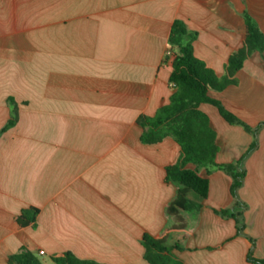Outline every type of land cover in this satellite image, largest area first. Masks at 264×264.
<instances>
[{"label":"crops","instance_id":"1","mask_svg":"<svg viewBox=\"0 0 264 264\" xmlns=\"http://www.w3.org/2000/svg\"><path fill=\"white\" fill-rule=\"evenodd\" d=\"M264 35V0H0V264L22 249L43 264L65 252L102 264H149L143 233L171 224L165 207L175 185L165 167L180 148L165 137L140 140L139 115H154L173 89L167 38L174 19L197 32L194 56L219 76L241 47L244 15ZM236 82L209 95L250 126L264 121V51L246 58ZM217 133V163L238 159L252 137L202 103ZM244 161L237 195L244 235L214 209L230 207V177L218 169L198 213L185 214V264H252L264 259V126ZM188 167H193L189 164ZM38 213L21 225L20 211ZM42 250L43 254L38 251Z\"/></svg>","mask_w":264,"mask_h":264},{"label":"trees","instance_id":"2","mask_svg":"<svg viewBox=\"0 0 264 264\" xmlns=\"http://www.w3.org/2000/svg\"><path fill=\"white\" fill-rule=\"evenodd\" d=\"M197 32L187 28L181 19H174L167 38L168 48L172 50L171 72L168 82L173 91L167 103L158 107L154 115L141 114L136 124L141 128L140 140L153 144L165 137H171L179 146L180 154L175 163L165 167L166 182L175 185L174 197L165 207V213L171 224L166 233L154 237L143 233L141 245L144 249L143 258L149 264H185L174 254V250L182 249L185 230L189 227L185 214L194 215L199 212L203 201L208 195L209 180L201 176L200 170L205 169L208 175L213 169H218L230 177L229 192L233 199L230 207L214 209L223 218L234 221L236 234L244 235L243 211L246 204L241 201L237 191L242 186L245 169L244 161L258 145L257 132L264 126V121L250 126L227 110L219 100L212 98L209 91H221L236 82L234 75L242 67L244 61L254 52L264 51V35L255 21L244 15V35L241 47L233 51L224 67V73L217 75L202 60L194 56L192 42ZM10 117L0 129V134L14 126L18 118L17 104L11 98ZM207 103L217 108L222 118L229 124L240 125L252 139L236 160L217 163L216 154L219 151L217 133L210 123L208 115L200 109V104ZM191 164L193 167H188ZM38 209L29 206L20 211L18 221L21 225L34 223ZM251 243L246 253V261L252 264H264V259L252 255L254 240L247 237ZM55 264H102L92 260L79 259L70 252L53 256ZM7 264H43L33 252L22 249L7 257Z\"/></svg>","mask_w":264,"mask_h":264},{"label":"built area","instance_id":"3","mask_svg":"<svg viewBox=\"0 0 264 264\" xmlns=\"http://www.w3.org/2000/svg\"><path fill=\"white\" fill-rule=\"evenodd\" d=\"M171 53H172V50H171L170 48H168V49L166 50V55H170ZM38 253H39V254H43V251L40 250V251H38Z\"/></svg>","mask_w":264,"mask_h":264},{"label":"rangeland","instance_id":"4","mask_svg":"<svg viewBox=\"0 0 264 264\" xmlns=\"http://www.w3.org/2000/svg\"><path fill=\"white\" fill-rule=\"evenodd\" d=\"M244 220V219H243ZM41 258V257H40Z\"/></svg>","mask_w":264,"mask_h":264}]
</instances>
